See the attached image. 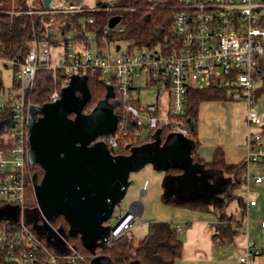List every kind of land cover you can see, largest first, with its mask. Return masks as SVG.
<instances>
[{
    "label": "built area",
    "instance_id": "built-area-1",
    "mask_svg": "<svg viewBox=\"0 0 264 264\" xmlns=\"http://www.w3.org/2000/svg\"><path fill=\"white\" fill-rule=\"evenodd\" d=\"M54 1L62 4H53ZM27 2L29 13L85 9L83 0H53L50 8L37 0ZM109 29L107 26L105 31ZM174 31L179 44L170 50L161 47L137 49L128 45L124 49L122 44L114 45L103 38L104 45L94 53L91 46L77 43L71 32L62 31L61 45L55 47L54 58L50 42L37 37L23 58L0 56L6 67L10 63L19 68L17 92L0 98V199L17 204L21 209L17 223L0 230V264H91V257L59 230L54 228L61 239V247L42 237L25 218L26 189L28 185L33 186L28 118L33 105L31 93L41 69L52 70L54 77L60 70V88L67 87L74 76L90 70L101 71L104 83L116 91L117 108L121 112L116 132L98 138L108 144L113 154H119L118 148L122 146L133 147L144 140L152 141L153 135L160 130L187 137L188 127L172 117L184 114L188 90L191 87L224 89L229 100L248 104V123L260 128L248 134L255 144L250 147L255 149L249 152L248 161L264 162V111L255 107L259 95L264 92V3L178 0ZM89 39L92 38L89 36ZM137 81L158 88L157 102H141L143 87ZM60 97V89L56 87L50 102ZM263 178L256 176L254 181L260 183ZM248 189L239 190L237 195L248 199ZM249 204L256 202L250 200ZM137 217L135 206L120 214L110 230L107 244L131 232ZM243 221L244 225L249 222L248 218ZM173 227L178 234L185 229L181 222H174ZM260 252L255 242L249 241L239 260L243 264H255L252 258Z\"/></svg>",
    "mask_w": 264,
    "mask_h": 264
},
{
    "label": "trees",
    "instance_id": "trees-1",
    "mask_svg": "<svg viewBox=\"0 0 264 264\" xmlns=\"http://www.w3.org/2000/svg\"><path fill=\"white\" fill-rule=\"evenodd\" d=\"M40 2L42 4L41 0ZM177 4L178 0H112L109 3L97 0L94 8L85 7L83 11L78 12L41 11L29 13L27 0H0V56L7 59L23 58L28 53L35 37L47 39L54 47L61 45L60 33L62 31L71 32L74 40L83 47H90L93 42L97 48L102 47L104 45L102 39L106 38L114 45L126 43L129 47L137 49L161 47L163 50H170L179 44V39L175 36L174 31V14ZM113 16H120V22L105 31L109 19ZM121 28L122 30H120ZM89 36L92 39H89ZM14 67L13 87L16 88L19 85L16 78L19 68ZM61 77L60 70L54 77L52 70L41 69L31 93L32 103L43 105L50 102L51 94L56 87H59L61 95L64 88L59 86ZM75 83L86 92L87 103L84 112H90L100 100L106 98L112 87L104 83L100 70H90L86 74L77 76ZM1 86L2 83H0ZM109 99L116 102L115 90L111 91ZM210 100H228L226 91L215 87L203 89L191 87L187 93L184 114L172 118L182 122L189 129V135L186 138L194 146L192 161L199 163L204 169L222 171L235 177L244 172L245 165L227 163L222 145L216 147L211 161H206L197 155L199 145L198 111L202 102ZM116 112L121 113L117 107ZM190 121L193 123V129L190 127ZM155 135L163 142L174 137L173 134L165 130H160ZM155 135H153V139ZM146 142L149 140L141 141L135 146ZM130 152L131 147L118 148L119 154H129ZM186 166L189 170V165ZM31 169L33 176L40 180L44 173L42 167L36 163L31 165ZM187 170L185 167L177 166L165 169L163 172L167 177H182L187 176L189 172ZM239 185L240 181L231 183L230 192L227 195L228 200L237 201L240 208L239 216L220 213L219 224L214 233V239L218 244L230 243L243 229L246 201L235 194ZM165 201L191 209H208V204L190 199H176L169 196L165 197ZM24 213L27 222L32 226L36 215H40L32 185H28L26 189ZM20 214L21 209L17 204L0 199V230L2 231L10 224L17 223ZM113 224L107 222L105 225L111 230ZM49 227L51 230L54 228L59 230L85 255L89 257L94 255L83 244L80 235L75 236L71 232V228L63 216L52 222L51 225L49 224ZM34 228L36 232H43L44 236L42 237L50 236L47 229L41 228L37 224ZM183 250L184 243L173 227V222L151 221L147 234L143 238L136 240L129 232L113 240L110 244L96 245L95 254L108 257L111 264H176V261L182 256ZM259 256L264 261V249Z\"/></svg>",
    "mask_w": 264,
    "mask_h": 264
},
{
    "label": "water",
    "instance_id": "water-1",
    "mask_svg": "<svg viewBox=\"0 0 264 264\" xmlns=\"http://www.w3.org/2000/svg\"><path fill=\"white\" fill-rule=\"evenodd\" d=\"M41 1L45 8H50L53 2ZM120 20V16H113L108 26L113 28ZM76 77H72L71 84L63 88L57 100L30 106L29 160L44 171L40 180L33 176L40 215L49 223L63 216L71 232L80 235L83 244L95 254L96 245L107 244L110 230L105 224L113 220L116 206L125 198L131 186V174L147 165L159 171L177 166L187 170L194 146L179 134L164 142L155 135L152 141L127 146L131 147L129 154H113L105 141L98 140L116 132L121 120L116 112L118 102L109 99L113 88L90 112H84L87 100L79 98L73 89ZM190 127L193 129L192 121ZM137 203L142 206L135 201L130 207ZM45 238L62 246L57 238ZM93 264L111 262L96 257Z\"/></svg>",
    "mask_w": 264,
    "mask_h": 264
},
{
    "label": "crops",
    "instance_id": "crops-1",
    "mask_svg": "<svg viewBox=\"0 0 264 264\" xmlns=\"http://www.w3.org/2000/svg\"><path fill=\"white\" fill-rule=\"evenodd\" d=\"M263 2L264 0H260ZM37 3H41L37 0ZM258 111H264V92L259 95L256 106ZM249 106L244 101L232 100H210L200 104L197 118V130L199 145L197 155L211 161L217 146L222 145L225 154V160L229 164H244L243 173L231 177L222 171H213L214 175L219 176L228 185L227 189L219 188L218 183H213L210 188L211 200L215 202L213 208L207 201L208 209H193L184 217L181 222L185 229L179 234L184 243L182 256L176 261V264H243L239 258L244 254L245 246L249 241H254L256 247L261 251L264 249V178L260 183L254 181L256 176L264 177V163L248 161L249 152L255 148V144L248 138L252 130H260L257 126H251L247 120ZM264 143V141H263ZM156 169V168H155ZM240 181L239 190L248 189V199L246 201V216L249 222L243 223V229L238 233L230 243L218 244L214 239L219 224V215L221 212L230 215L239 216L240 208L236 200H228L227 195L230 192V185L233 182ZM243 185V186H242ZM201 191L202 188L200 187ZM143 193H147L143 191ZM238 196V195H237ZM250 200L256 202L250 205ZM135 206L138 217L143 213V205L139 203ZM142 208V211L140 212ZM137 219L134 223L136 225ZM133 226V227H134ZM132 233V230H131ZM255 264H264L262 257L254 256Z\"/></svg>",
    "mask_w": 264,
    "mask_h": 264
},
{
    "label": "rangeland",
    "instance_id": "rangeland-1",
    "mask_svg": "<svg viewBox=\"0 0 264 264\" xmlns=\"http://www.w3.org/2000/svg\"><path fill=\"white\" fill-rule=\"evenodd\" d=\"M97 0H83L84 7L92 9L95 7ZM259 2L260 0H254ZM126 43L122 44L126 48ZM52 58L56 57L57 49L52 46ZM92 51H97L95 42L91 45ZM15 67L13 64H5L0 60V72L2 74V86L0 87V98H5L10 94H15L17 90L13 87ZM137 84L143 87L140 100L142 103H155L158 99V88L154 85L146 86L145 82L137 81ZM153 165H147L138 172L131 174V186L125 196L114 211V218L110 222L113 224L115 219L130 209L133 202L139 201L143 205V213L137 217L136 225L132 229V235L136 240L143 238L148 231V225L151 221H165L174 223V221H185L184 217L188 213L193 212V209L168 203L165 197H175L177 199H192L197 201H207L213 208L215 200L210 197V188L213 183H218L219 188L227 189L228 185L219 176H215L212 170L204 169L199 163L192 161L190 170L186 177H167L163 171ZM33 172V170L31 169ZM202 188L200 191L199 188ZM146 191L147 193H143ZM35 196V195H34ZM36 200V199H35ZM33 220V227L37 224L39 227L47 229L49 235L53 238L58 237L54 230H51L49 223L41 215ZM96 257L108 259V257L100 254H94L90 258V263L93 264ZM259 263V262H258ZM257 263V264H258Z\"/></svg>",
    "mask_w": 264,
    "mask_h": 264
},
{
    "label": "flooded vegetation",
    "instance_id": "flooded-vegetation-1",
    "mask_svg": "<svg viewBox=\"0 0 264 264\" xmlns=\"http://www.w3.org/2000/svg\"><path fill=\"white\" fill-rule=\"evenodd\" d=\"M73 89L75 90V92H76V95L79 97V98H81V99H84L85 98V90L83 89V88H81V87H79V86H77V84L74 82V86H73ZM75 116V114L74 113H72L71 115H70V117H74Z\"/></svg>",
    "mask_w": 264,
    "mask_h": 264
},
{
    "label": "bare ground",
    "instance_id": "bare-ground-1",
    "mask_svg": "<svg viewBox=\"0 0 264 264\" xmlns=\"http://www.w3.org/2000/svg\"><path fill=\"white\" fill-rule=\"evenodd\" d=\"M53 4H57V5H60V4H62V2H57V1H54V3Z\"/></svg>",
    "mask_w": 264,
    "mask_h": 264
}]
</instances>
